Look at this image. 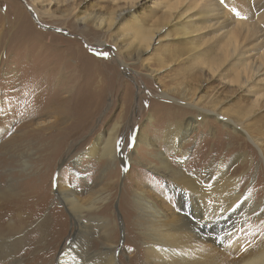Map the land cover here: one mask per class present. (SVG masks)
<instances>
[{
	"label": "rangeland",
	"instance_id": "1",
	"mask_svg": "<svg viewBox=\"0 0 264 264\" xmlns=\"http://www.w3.org/2000/svg\"><path fill=\"white\" fill-rule=\"evenodd\" d=\"M123 1L76 0L75 4H71L67 0H52V13L46 14L41 0H0V201L15 195L22 196L23 192L19 190L23 188L21 183L30 177H37L43 188L39 201L34 199V204L38 205L31 208L34 218L25 230L28 234L35 232L40 224L43 225L40 231H36L37 234L32 233L29 236L32 250L26 254L30 259L28 264H57L58 254L66 244L73 242L72 237L78 230L70 208L57 195L58 184L62 188L71 187L77 191L85 206H90L94 199L105 198L84 212L86 217H99L100 220L105 217L110 224L108 235L98 233L93 237L92 250L98 253L91 257L88 264H99V253L103 246L114 245L122 249L121 264L152 263L153 257H149L146 251L148 240L144 220L137 209L132 212L126 210L123 196L127 190L133 195L140 189L162 199L166 207L172 206L173 202L166 196L169 195L167 181L153 170L138 167L132 161L125 163L120 160L118 165H111L106 169V163L87 154L98 135L107 133L117 121L120 123L119 143L125 140L123 148L125 147L126 153L133 152L132 157L138 163L154 159L153 148L140 145L136 147L139 130L147 123L146 117L153 115L154 122L147 123L145 130L153 138L159 139L156 147L163 150L174 165L189 173L200 170L207 162L222 161L229 176H244L240 189L256 186L253 190L254 196H260L264 201V174H260L263 171V162L258 154L251 151L248 154L251 161L249 164L245 160H235L236 153L247 150L251 143L221 118L209 115L198 128L188 131L184 136L187 140L184 143L183 156L176 153L172 155L171 150L159 145L169 122L195 117L197 113L194 108L182 102L178 94L170 91L176 89L177 84L180 87L181 81L197 85L196 95L200 99L210 95L218 96L219 111L233 116L240 102L234 98L230 82L232 84L233 76L244 63L232 60L222 70L214 73V79H204L205 76L200 75L199 65L192 59L180 62L178 59L171 60L174 55L195 48V45L204 48L217 43L225 33L234 31L235 24L224 25L216 18L202 20L197 44L190 41L177 44L171 39L174 40L172 37L179 31L178 26L168 28L162 34V41H172L170 55L173 57L164 59L168 64L161 66V62L151 59V54H146V62L152 64L151 74L144 66H140V62L129 60V66L122 65L119 51L123 59L126 56H123L114 43V39L110 37L112 33L106 31V26L98 29L93 24L78 19V16H86L92 12L95 15L99 12L102 15L100 20H105L110 13L120 10L119 5ZM173 1L148 0L146 9L160 10L152 16L151 21L158 20L163 15L164 7ZM238 5L241 6L239 3ZM17 9L24 13L27 23L30 22L35 27V33L24 35L22 30L27 28L26 24L17 22L15 25L11 21L10 15ZM258 14L259 11L254 10L253 15H241L240 20L252 23L257 20ZM237 34L238 32L234 36ZM114 35L120 36L119 32ZM245 44L248 45L245 49L248 53L256 55L259 52L254 39L245 40ZM162 45L157 43L155 47L160 51ZM78 52L85 53L86 61L91 62L92 71L103 72L99 77H104L107 89L104 88L101 99L97 95H90V99L86 97L93 102L88 114L81 115L79 107L75 106L78 111L71 109L70 114L61 121L50 113L34 116L36 109H45L52 97L59 98L57 95L64 93L58 86H44L45 78L57 79L63 70L78 68ZM67 56L68 65L65 68ZM142 61L145 62L144 59ZM113 67L117 69L113 71ZM105 79L109 85H106ZM98 81L99 79L90 82L88 87L98 86ZM164 89L169 90L168 94L164 93ZM29 121L34 123L31 128L40 130L25 138L22 136L24 130L21 125ZM68 130H74V134L62 147L60 133ZM119 153L122 155L120 149ZM179 157L185 163H181ZM26 164L29 167L25 172ZM0 204L2 207L3 204ZM263 224L264 218L260 227ZM231 239L234 238L224 244L228 246ZM138 253L143 254L142 261L133 256ZM34 255L37 259L33 261Z\"/></svg>",
	"mask_w": 264,
	"mask_h": 264
},
{
	"label": "bare ground",
	"instance_id": "2",
	"mask_svg": "<svg viewBox=\"0 0 264 264\" xmlns=\"http://www.w3.org/2000/svg\"><path fill=\"white\" fill-rule=\"evenodd\" d=\"M41 1H43L44 12L51 14L52 0ZM67 1L75 4L76 0ZM147 1L124 0L119 5L120 10L113 11L105 20H100L102 15L99 12H95V15L92 12L86 16H78V19L91 23L98 29L106 26V31L112 33L110 37L114 39V43L122 51L123 56H126V59H123L119 51L122 65L129 66V60L140 62L142 63L140 66H144L151 74L153 73L152 64L146 62V54H151V59L154 58L161 62V66H164L168 64V61L164 59L173 57L170 55L172 41L177 44L189 41L197 44V35L201 31L202 20L216 18L224 25L234 23V31L225 33L217 43L204 48L195 45V48L174 55L171 60L178 59L180 62L192 59L199 65L200 75H204V79L213 78L215 72L222 70L232 60L244 63L233 76L234 86L230 82L232 93L235 94L234 98L240 102L233 116H227L219 111L218 96L210 95L205 99H200L198 94L196 95L197 85L181 81L180 87L177 84L176 89L170 91L178 94L181 101L194 108L197 113L194 114L195 117L169 122L159 145L171 150L172 155L176 153L183 156L184 143L187 140L184 139L186 133L198 128L199 124L204 122L209 115H214L242 133L251 143V147L247 150L236 153L235 160L243 162L245 160L249 164L251 162L248 158L249 151L258 154L263 162V171L260 174H264V0H223V2L222 0H174L164 7L163 15L153 21H151L152 16L157 14L159 9H146ZM35 9L40 11L36 5ZM19 10L17 9L10 15L11 21L15 25L17 22L26 24L27 28L22 30L24 35L29 32L33 34L36 31L35 27H32L30 22L27 23L24 13ZM254 10L259 11L255 22L240 20L241 15L249 17L254 14ZM104 22L106 23L98 24ZM172 26L179 28L176 36L172 37L174 40L162 41V34ZM117 31L120 36H113V34L118 35ZM236 31L238 34L234 36ZM247 39H254L257 43L259 52L256 55L245 50L248 48L245 44ZM157 43L163 44L160 51L155 47ZM68 57L65 58V68L68 65ZM85 58V53L78 52V68L63 70L60 73L62 75H59L57 79L45 78L44 86H58L64 93L57 95L59 98L52 97L45 109L44 107L36 109L34 114L32 113L34 116L50 113L61 121L63 117L66 118L70 114L71 109L76 111V107H79L78 110L82 115L87 113L93 104L92 101H88L90 95L100 97L104 94L103 90L107 89L104 85V77L101 79L99 77L103 72L92 71L91 62L86 61ZM113 68V71L117 69ZM97 79H99L98 86L88 87L90 82H96ZM106 85H109L108 80ZM38 87L40 91L41 88ZM163 91L168 94L169 90L164 89ZM99 103L98 99L97 104ZM146 118L147 123L154 120L153 115ZM27 123L21 125L24 130L22 136L25 138L40 130L35 127L31 128L34 123L30 121L28 125ZM147 123L137 134L136 147L140 145L153 148V160L138 163V160L132 157L133 152L126 153L125 147L123 148L125 140L119 143L120 123L118 121L107 133L98 135L87 154L106 163V169L111 165H118L120 160L125 163L132 161L138 167L153 170L167 181L169 195L166 196L173 202L172 206L166 207L162 199L155 198L140 189L136 190L133 195L127 190L123 196V205L126 210L132 212L137 209L144 220L148 240L146 251L149 257H153L151 264H264V224L260 227L261 220L264 218V201L262 197L254 196L253 190L256 186H248L245 190L240 189L244 176H229L222 161H210L200 170L186 173V169L174 165L168 155L156 147L159 139L153 138L145 130ZM73 131L60 133L62 147L74 134ZM179 161L185 163L182 157H179ZM28 167L29 165L26 164L25 172ZM23 181H25L21 183L23 188L19 189L23 192L22 196L16 197L15 195L13 198L9 197L0 201L3 204L2 207L0 206V264H28L30 259L26 254L32 250L29 236L32 233L37 234L36 231L43 228L40 224L35 232H28V234L25 232L27 225L34 218L31 208L38 205L37 202L34 204V199L39 201L43 188L37 177H30ZM1 183L0 178V186ZM56 192L62 203L70 208L73 221L78 229L72 237L73 242L66 244L58 254L56 263L88 264L91 257L98 253L92 250L93 237L98 233L108 235L110 224L105 217H102V220L99 217H86L84 212L95 207L96 202L104 201L105 198L94 199L90 206H85L77 191L71 187L62 188L58 184ZM232 237L234 239H231L229 245L226 246L224 242ZM121 253L122 249L117 245L103 246L99 253L98 263L121 264ZM133 256L139 261L143 259L142 253ZM36 259L37 256L34 255L33 261Z\"/></svg>",
	"mask_w": 264,
	"mask_h": 264
},
{
	"label": "snow or ice",
	"instance_id": "3",
	"mask_svg": "<svg viewBox=\"0 0 264 264\" xmlns=\"http://www.w3.org/2000/svg\"><path fill=\"white\" fill-rule=\"evenodd\" d=\"M222 2H223V0H222ZM238 14V13H237ZM126 170V169H125Z\"/></svg>",
	"mask_w": 264,
	"mask_h": 264
}]
</instances>
